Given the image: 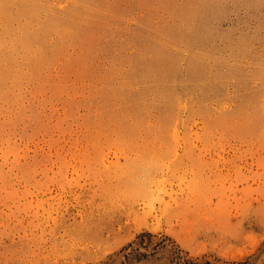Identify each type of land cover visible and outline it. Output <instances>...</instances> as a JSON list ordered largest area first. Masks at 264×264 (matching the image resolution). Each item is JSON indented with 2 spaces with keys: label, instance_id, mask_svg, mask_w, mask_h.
<instances>
[{
  "label": "rangeland",
  "instance_id": "rangeland-1",
  "mask_svg": "<svg viewBox=\"0 0 264 264\" xmlns=\"http://www.w3.org/2000/svg\"><path fill=\"white\" fill-rule=\"evenodd\" d=\"M0 264H264V0H0Z\"/></svg>",
  "mask_w": 264,
  "mask_h": 264
}]
</instances>
